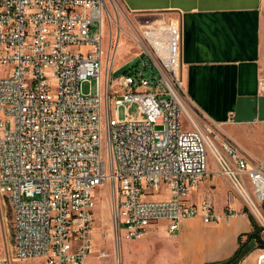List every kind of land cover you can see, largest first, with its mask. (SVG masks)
Returning a JSON list of instances; mask_svg holds the SVG:
<instances>
[{"label":"built area","instance_id":"1","mask_svg":"<svg viewBox=\"0 0 264 264\" xmlns=\"http://www.w3.org/2000/svg\"><path fill=\"white\" fill-rule=\"evenodd\" d=\"M105 7L106 0H0V193L13 256L0 264H87L103 186L112 190V232L127 240L162 221L168 232L184 218L216 221L211 198L189 200L208 173V151L264 233V162L195 118L180 74V19L143 25L136 57L145 59L114 67L118 38L109 42L110 63L102 49ZM94 21L99 31L90 35ZM92 80L94 89L82 91ZM257 84L264 92V80ZM133 104L135 117L127 113Z\"/></svg>","mask_w":264,"mask_h":264},{"label":"crops","instance_id":"2","mask_svg":"<svg viewBox=\"0 0 264 264\" xmlns=\"http://www.w3.org/2000/svg\"><path fill=\"white\" fill-rule=\"evenodd\" d=\"M121 2L140 15L180 19V74L193 108L246 154L261 148L264 155V92L257 84L264 80V0ZM229 186L217 167H208L189 200L199 205L211 198L218 219L203 222L194 216L180 220L174 235L166 232L169 239L153 256L152 264H220L234 254L252 224L243 212L242 200L229 192ZM262 208L264 211V202ZM227 210L233 212L228 218ZM151 234L147 230L135 241ZM145 245L144 240L133 243L135 247ZM261 248L255 247L239 264H246L252 253L257 256L264 251ZM256 256L252 264H256ZM129 262L127 255L125 264Z\"/></svg>","mask_w":264,"mask_h":264},{"label":"rangeland","instance_id":"3","mask_svg":"<svg viewBox=\"0 0 264 264\" xmlns=\"http://www.w3.org/2000/svg\"><path fill=\"white\" fill-rule=\"evenodd\" d=\"M147 16L140 15L130 11L121 0H106V7L104 8L103 13V26H102V49L106 56L107 63L112 61V49H108L110 40H115L118 38V46L115 50V60L113 65L114 67L119 66L126 62L125 68L130 67L131 65L139 64L142 59H145V55L141 57H136L137 54L141 55V51L144 50L143 42L141 39V29L143 25L151 23L157 19H167L168 17H175L174 15H164L163 17L159 16ZM99 31V21H94L90 26L89 34L93 35ZM113 47V46H112ZM3 70L0 69V73ZM119 72L114 74V77L121 74ZM94 80L89 82H84L81 84V90L87 92L89 89H94ZM261 103V102H260ZM256 105V102L254 103ZM194 116L198 122L203 126L205 125L206 120L200 116L198 112L194 109ZM127 113L135 117L138 113V106L133 104L127 108ZM125 116L124 108L120 107L117 112V117L123 118ZM264 137V135H263ZM264 139V138H263ZM252 159L263 160L264 156L261 148L256 150V153L249 155ZM207 161L211 169L216 168L214 158L209 153H207ZM264 162V161H263ZM229 192L235 195L240 199L237 193L229 186ZM243 208L246 205L243 203ZM112 202V190L111 187L103 186L97 191V204L93 218V251L89 254L87 258V264H125L126 256H130V264H152L153 256L164 248V244L169 239V234L167 232L166 222H158L155 225H151L147 230H152L151 235L145 236L142 240H127L120 235H116L112 232L111 222L112 216L114 213ZM248 212L252 214L257 225L253 212L246 207ZM263 209V208H262ZM259 226V225H258ZM123 231V228H121ZM171 235H174V230L170 232ZM11 213L6 197L0 193V256L9 255L11 258ZM145 234V233H144ZM143 234V235H144ZM261 238L264 239V233L260 231ZM168 236V237H167ZM142 237V236H141ZM139 239V238H138ZM146 242L144 247H135L133 243L138 244L141 242ZM141 249H143L141 251ZM264 250V248H261ZM100 251L104 253L103 256H99ZM127 252V253H126ZM130 253V255L128 254ZM149 255L150 257L146 256ZM253 256H256V253H252L250 259L246 264L253 263ZM257 257V256H256ZM11 264H45L41 258H29L25 260H15L12 259Z\"/></svg>","mask_w":264,"mask_h":264},{"label":"trees","instance_id":"4","mask_svg":"<svg viewBox=\"0 0 264 264\" xmlns=\"http://www.w3.org/2000/svg\"><path fill=\"white\" fill-rule=\"evenodd\" d=\"M244 210L247 212L248 217L251 221L252 230L248 232L247 239L239 243L238 248L234 252V254L228 260L220 264H239L240 261L246 255H248L255 247H264V239L261 238L260 227L257 225L252 214H250L246 208H244Z\"/></svg>","mask_w":264,"mask_h":264},{"label":"bare ground","instance_id":"5","mask_svg":"<svg viewBox=\"0 0 264 264\" xmlns=\"http://www.w3.org/2000/svg\"><path fill=\"white\" fill-rule=\"evenodd\" d=\"M102 26H103V24H102ZM119 42V41H118ZM118 42H117V46H118ZM117 46H116V49H117ZM115 49V50H116ZM114 55H115V52H114ZM113 60H115V56H113Z\"/></svg>","mask_w":264,"mask_h":264},{"label":"water","instance_id":"6","mask_svg":"<svg viewBox=\"0 0 264 264\" xmlns=\"http://www.w3.org/2000/svg\"><path fill=\"white\" fill-rule=\"evenodd\" d=\"M11 242H12V234H11Z\"/></svg>","mask_w":264,"mask_h":264}]
</instances>
